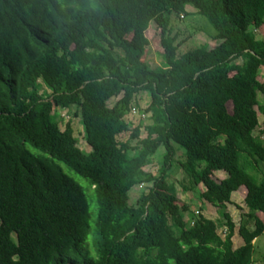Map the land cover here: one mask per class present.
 I'll list each match as a JSON object with an SVG mask.
<instances>
[{
    "label": "trees",
    "instance_id": "16d2710c",
    "mask_svg": "<svg viewBox=\"0 0 264 264\" xmlns=\"http://www.w3.org/2000/svg\"><path fill=\"white\" fill-rule=\"evenodd\" d=\"M187 6L208 20L218 44L178 55L171 17ZM152 22L158 67L145 61ZM262 28L264 0H0V264H254L264 232V134H255L264 111ZM141 91L151 98L143 138V123L131 129L127 120ZM72 107L90 152L70 122L60 126L58 110ZM161 147L157 173L147 171ZM178 150L185 189L203 184L200 197L219 219L199 211L185 220L188 206L169 181ZM58 161L97 193V257L86 246L87 193ZM217 171L227 177L216 180ZM242 187L243 244L234 248L227 203Z\"/></svg>",
    "mask_w": 264,
    "mask_h": 264
},
{
    "label": "rangeland",
    "instance_id": "374dc122",
    "mask_svg": "<svg viewBox=\"0 0 264 264\" xmlns=\"http://www.w3.org/2000/svg\"><path fill=\"white\" fill-rule=\"evenodd\" d=\"M185 16H181L179 18L178 15H172L171 17V28H172V35L177 36V43L180 44V47L178 49V55H182L188 50L197 48L203 44L209 45L211 48L215 47L218 42L213 39V35L215 30L210 25L208 20L203 17L202 15H199L195 8L191 6H187ZM258 37L264 38V28L257 31ZM146 36L150 40L149 46H147V51L145 55V61L151 66V67H158L162 65V57H161V46H160V39H159V29L156 25V23L152 22L146 31ZM263 76V75H262ZM261 76V77H262ZM120 97V96H119ZM119 97L111 98L108 102L109 107H112L114 103L118 100ZM258 99L259 104L263 106L264 108V94L261 92L258 93ZM136 102L138 103V106L136 107L138 109L137 114L129 113L127 116V120L129 123V126L131 129L135 128L141 122L143 123L142 126V133L141 137H145V129L144 126L151 123V120L149 119L148 112H146L150 102L151 98L148 92L141 91L136 95ZM231 104H228V108L231 111ZM258 110V109H257ZM78 109L76 107H72L71 109H59L58 113L60 114L62 121L60 122V126L62 129L65 128V125L67 122H70L73 129L75 137L78 140V147L82 150H85L86 152H90L91 148L87 144L85 139V131L84 126L82 124L81 118L77 116ZM142 114H145L142 116ZM259 120L260 124L258 129L255 131L256 135H263L264 134V111L263 113L259 111ZM131 134V131L123 133L118 136V139L121 141H126ZM136 141H133L132 145L135 144ZM28 149L37 154V155H44V153L31 145H27ZM178 148V146H176ZM164 154V148L161 147L157 153L154 156L153 162L146 166V170L154 173H157L159 167H160V160L162 159ZM184 159L183 151L178 150L176 156H175V163L172 167V169L169 172V181L173 183L177 189V195L179 199L180 205H186L188 206V211L184 212L185 220H191V216L193 214H196V212H201L204 214V216L217 220L220 218V213H218V210L215 208L214 205H212L210 202L203 199V197H200L201 192L203 193L205 190V187L203 184L199 185L198 188L195 190H186L185 186H189L190 182L189 179L184 174L182 168L179 166V162ZM64 172L72 177L75 181H77L86 191L88 196V201L90 205V214H91V229L89 231L88 240L86 242L87 248L91 251V256L97 257V248L94 244V231L96 228V221L98 219L99 215V204H98V198L97 193L95 190L91 188L89 183L80 175L75 174L73 171H71L63 162H57ZM219 172V171H218ZM221 173H224L225 175L227 173L220 171ZM219 172V173H220ZM214 177L216 180L220 181L221 176L219 174H214ZM141 187H135L130 192V202L132 204H136V201L141 194L143 190H141ZM146 187H144L145 191ZM245 188L239 189V192H234V199L232 202L228 203V207L231 213V216L234 219V222L236 224V230L235 235L232 238L234 241V248H237L241 243L242 239L238 235V228L239 225L243 219V208H247L245 205V201H243L245 195ZM239 194L241 196H239ZM244 194V195H243ZM241 197V198H240ZM204 205V206H203ZM258 215L261 216L262 220L264 221V213L259 212ZM252 226L253 224L250 223ZM225 230L223 228H219V233L224 236ZM258 243L256 244L257 247H255V264H264V233H262L258 238Z\"/></svg>",
    "mask_w": 264,
    "mask_h": 264
},
{
    "label": "crops",
    "instance_id": "0c3cea01",
    "mask_svg": "<svg viewBox=\"0 0 264 264\" xmlns=\"http://www.w3.org/2000/svg\"><path fill=\"white\" fill-rule=\"evenodd\" d=\"M260 37H261V36H260ZM259 122H260V120H259ZM149 165H150V164H149ZM147 166H148V165H147ZM145 169H147V168L145 167ZM219 172H220V171H219ZM219 172L217 171V172H215V174H219V175L221 176L222 179H224V178L227 177V174L225 175L224 173H221V172L219 173ZM223 172H224V171H223ZM222 179H220V180H222ZM242 188H243V187H242ZM242 188H241V189H242ZM237 192H239V191H237ZM234 195H235V194H234ZM234 195L232 194V196H231V201H230V202L233 201V199H234ZM239 196H241V195L239 194ZM241 197H244V196H241ZM241 197H240V198H241ZM243 199H244V198H243ZM243 201H244V200H243ZM244 203H245V202H244ZM227 207H228V203H227ZM228 211L230 212L229 207H228ZM243 211L246 212V211H247V208H243ZM230 214H231V213H230ZM203 215H204V214H203ZM258 216H259L260 219L262 220L261 216H260V215H258ZM232 218H233V217H232ZM233 220H234V219H233ZM262 221H263V220H262ZM263 222H264V221H263ZM263 233H264V232H263ZM258 238H259V237H258ZM258 238H256V239L254 240V245H255V247H257L256 244H257L258 241H259ZM233 243H234V241H233ZM242 244H243V241H242V243H241L239 246H241ZM233 245H234V244H233ZM239 246H238V247H239ZM238 247H237V248H238ZM255 249H256V248H255ZM255 258H256V257H255V253H254V259H255ZM254 264H255V263H254Z\"/></svg>",
    "mask_w": 264,
    "mask_h": 264
},
{
    "label": "built area",
    "instance_id": "2783aa9c",
    "mask_svg": "<svg viewBox=\"0 0 264 264\" xmlns=\"http://www.w3.org/2000/svg\"><path fill=\"white\" fill-rule=\"evenodd\" d=\"M130 112L133 113V114H137L138 109H137L135 106H133V107L131 108ZM144 115H145V114H142V116H144ZM196 213L198 214V212H196Z\"/></svg>",
    "mask_w": 264,
    "mask_h": 264
}]
</instances>
